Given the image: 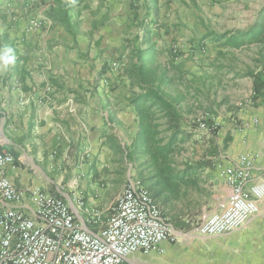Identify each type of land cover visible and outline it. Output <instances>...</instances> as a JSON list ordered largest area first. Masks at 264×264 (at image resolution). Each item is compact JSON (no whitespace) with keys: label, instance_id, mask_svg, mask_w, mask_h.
<instances>
[{"label":"crops","instance_id":"crops-1","mask_svg":"<svg viewBox=\"0 0 264 264\" xmlns=\"http://www.w3.org/2000/svg\"><path fill=\"white\" fill-rule=\"evenodd\" d=\"M183 1L188 5L192 3L194 8L199 2ZM177 3L179 0H71L70 28L51 15L52 7L57 8L54 0H0V57L7 49L15 56V62L8 70L0 71V150L16 159L15 167L8 175L19 189L29 194L40 188L63 199L58 188L53 190L59 183L48 175L53 177V172L70 167L74 185L84 187L82 175H86L97 154L98 167H104L115 153L127 152L138 132V118L130 97L139 89L128 79V83L124 82L128 92L122 91L121 87L109 92L101 78L111 79L112 86L116 74L109 71L111 64L118 57L128 58V63L123 62L124 65L127 63L128 69L147 33L156 50L163 54L166 44L169 46L170 41L184 31L180 26L189 25L186 18L176 15V10L180 9ZM33 20L42 21L43 26L32 28ZM190 21L196 25L195 17ZM205 23L208 22L205 20ZM175 25L180 32L175 30ZM247 25L248 28L216 33H264V17L252 18ZM202 30L199 35V29L192 28L185 36H191L194 44H215L219 47L217 52L245 51L249 46L228 48L214 37L203 40L209 31H215ZM252 57L258 62L256 67L242 72L237 69L226 71L240 84L228 103L234 110L224 116L225 120L236 124L226 129L227 148L220 155L222 166L217 176L216 203L210 215L219 212L220 203L231 194L221 170L236 164L240 156L248 155L253 159L250 184L264 179V91L255 95L254 78L246 76L254 73L264 80V72L260 73L262 66H259L264 54L257 49ZM84 150L88 155L81 157ZM93 176H88L90 182ZM96 192L102 193L99 183H91L88 195ZM63 200L74 207L71 201ZM262 204L264 201L259 203V209ZM79 213L89 217L85 211L79 210ZM260 214L264 216V210L261 209L249 222ZM110 215L102 214L103 219ZM190 236L192 234L178 233V239ZM194 237L214 238L196 234ZM178 242L164 243L163 253L132 256L129 264H162L175 252ZM202 244L205 249H211L209 253L217 255L214 254L215 246L209 247L207 242L199 247ZM222 246L226 251L237 250L225 253L227 264H244L241 262V244L225 242Z\"/></svg>","mask_w":264,"mask_h":264},{"label":"rangeland","instance_id":"rangeland-1","mask_svg":"<svg viewBox=\"0 0 264 264\" xmlns=\"http://www.w3.org/2000/svg\"><path fill=\"white\" fill-rule=\"evenodd\" d=\"M198 1L197 8H194L192 3L188 5L183 0H179L177 4L180 9L176 10V15L186 18L189 25H179L184 31L177 34L174 40L170 41L169 46L166 44L163 54L159 57L162 64H167L173 59L174 64L181 68V71L175 69L172 73L175 80L168 88V92L175 100L182 98L180 99L182 113L180 126L189 136L188 141L180 146L176 161L198 168L197 176L190 181L187 189L183 190L179 201L168 207L157 201L164 217L179 234H192L187 238L180 237L175 246V252L168 255L162 264H227L225 253L237 252V250L226 251L221 248L225 242L241 244L243 253L241 262L244 264H259L264 262V216L262 214L256 216L242 230L230 235L200 239L194 237L193 229L215 208L214 196L219 184L217 176L222 166L220 155L227 148L226 129L227 126L236 124L235 121L225 120L224 116L226 112H233L234 109H230L228 103L235 96V89L240 84L232 78V74L226 71L237 69L242 72L253 66L256 67L258 62L253 59L252 54L256 53L257 49L264 54V44L259 42L249 44L245 51L222 50L217 52L219 47L215 44H194L191 36H185V32L198 28V34L201 35L202 29L222 33L238 28H248L249 20L264 17V0ZM194 17L195 27L190 21ZM177 27V25L174 26L175 30L180 32ZM262 35L264 38V33ZM260 59L259 66H262L260 71L262 73L264 72V58ZM124 60L128 63V58L118 57L109 68L111 73L114 71L116 74L112 86L109 85L111 79L101 78L104 86L109 87V92H114L119 87L122 91L127 90L128 92L129 90L124 84V82L128 83L125 73L127 63L122 69L114 68L115 63L123 64ZM86 155L88 154L84 150L81 157ZM97 159L98 154L86 175H82V180L85 181L84 187L74 185L75 182L71 179L73 169L70 167H63L58 173L53 172V177L51 174L48 176L59 183L54 185L53 190L56 191L58 188L63 199L71 201L78 211L81 210L82 213L86 209L87 212L96 211L107 216L113 212L116 200L128 178L134 177L142 180L141 168L129 163L124 151L115 153L111 162H107V166L104 167H98ZM45 173L47 174V171ZM90 174L94 175L91 182L88 177ZM95 182L99 183L102 193L96 192L89 196L90 185ZM261 209L264 210V204L261 205L259 211ZM181 216L184 221L190 222L189 229H178L174 226L181 220ZM207 242L209 247L215 246L214 254L217 255L209 253L211 249H205V244L199 247V244Z\"/></svg>","mask_w":264,"mask_h":264},{"label":"built area","instance_id":"built-area-1","mask_svg":"<svg viewBox=\"0 0 264 264\" xmlns=\"http://www.w3.org/2000/svg\"><path fill=\"white\" fill-rule=\"evenodd\" d=\"M42 26L40 20L31 22L32 28ZM123 67L124 63L114 64L116 69ZM15 163L13 155L0 150V264H129L132 256L163 253L164 243L178 241V232L137 178H128L107 219L84 209L87 218L40 188L29 194L19 189L8 175ZM252 166L253 159L242 155L221 170L231 194L220 203L219 212L194 227L196 235L231 233L259 212L264 179L250 184Z\"/></svg>","mask_w":264,"mask_h":264},{"label":"trees","instance_id":"trees-1","mask_svg":"<svg viewBox=\"0 0 264 264\" xmlns=\"http://www.w3.org/2000/svg\"><path fill=\"white\" fill-rule=\"evenodd\" d=\"M71 0H54L51 15L68 27ZM56 3V4H55ZM263 31L226 32L218 34L208 32L204 37H214L228 48L259 42L264 44ZM160 53L151 42L147 33L143 38L142 48L135 52L130 67L125 69L133 87L139 91L131 94L130 103L134 107L138 118V132L129 148L126 159L129 163L141 168L142 182L148 188L156 201L165 207L172 206L182 197L190 181L198 174V168L176 161L180 146L189 139L182 130L180 122L182 113L180 103L182 98L175 100L168 88L174 83L172 73L175 69L181 71L180 66L171 59L167 64L159 61ZM246 76L254 78V93L259 95L264 91V80L254 73ZM174 226L178 229H189L187 223L180 217Z\"/></svg>","mask_w":264,"mask_h":264},{"label":"clouds","instance_id":"clouds-1","mask_svg":"<svg viewBox=\"0 0 264 264\" xmlns=\"http://www.w3.org/2000/svg\"><path fill=\"white\" fill-rule=\"evenodd\" d=\"M11 49H7L0 59H2V64H0V71H7L8 68L15 62V56L11 55Z\"/></svg>","mask_w":264,"mask_h":264}]
</instances>
